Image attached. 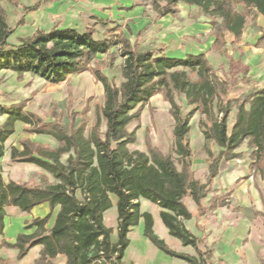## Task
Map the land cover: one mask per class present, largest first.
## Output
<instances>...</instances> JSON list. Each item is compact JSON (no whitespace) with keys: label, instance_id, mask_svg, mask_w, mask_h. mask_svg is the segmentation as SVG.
Segmentation results:
<instances>
[{"label":"trees","instance_id":"1","mask_svg":"<svg viewBox=\"0 0 264 264\" xmlns=\"http://www.w3.org/2000/svg\"><path fill=\"white\" fill-rule=\"evenodd\" d=\"M61 0H39L25 7L23 18L43 5ZM145 1V0H144ZM157 14L156 21L178 17L179 5L197 7L204 16L221 19L219 30L213 28L215 41L212 48L222 51L225 36L239 45L248 19L255 12L264 18V0H147ZM14 6L19 0H9ZM243 8V12L237 10ZM123 10L129 11V8ZM95 24L85 31L76 28L53 27L38 29L30 37L20 39L18 45L8 43L14 29L10 28L0 7V72L9 71L18 77L30 74L51 84L64 83L71 76L90 71L104 87V105L96 104L95 122L87 129V111L72 114L67 125L35 122L25 112V103L0 104V116L6 121L0 126V235L6 228V209L17 208L30 213L34 208L48 204L49 214L34 219L26 229L36 228L32 234H20L14 244L3 239L2 245L18 251V259L41 247L34 264H53L58 256L67 258L66 264H122L131 241L129 234L143 219V235L159 251L188 264H214L213 249L204 245V238L196 236L185 225L200 219L210 208L204 200L220 174L222 163L242 157L238 152L245 141L253 152V168L264 179V86L245 76L241 79L251 88L244 94L232 91L227 81L218 78L206 54H187L184 57L166 55L164 47L141 45L150 24L138 31L132 42L130 26L127 33L116 23L94 17ZM19 26L25 25L23 19ZM98 24L104 36L97 39ZM111 24H115L111 26ZM214 26L217 23H212ZM129 33V34H128ZM264 47V34L256 44ZM119 48V53L113 52ZM106 55L104 64L98 56ZM123 58L121 68L124 82L118 87L103 72L112 67L118 57ZM188 72L196 76L192 79ZM164 92L171 105L175 121L173 154H163L146 141L147 152L133 151L138 128L129 131L133 122H140L143 110L157 94ZM174 94L184 96L193 109L184 114ZM235 110L234 122L229 118ZM202 116L200 130L205 139L204 151L208 156L206 182L197 180L192 169L194 154L190 144L191 120ZM32 126L35 134L52 137L59 147L51 150L42 145L23 141V150H11V159L35 165L51 174L57 183L41 187L25 182H5L2 160L5 143L16 132L17 123ZM103 123L106 131L101 132ZM217 148L215 151L214 148ZM69 154L67 164L61 159ZM116 199L118 240L113 242V230L105 224V214L113 208ZM195 205L194 214L185 199ZM140 200L159 207L160 218L171 237L181 241L183 247H192L197 256L173 250L154 231V218L141 212ZM238 211L253 212L239 208ZM51 220L54 224L47 228ZM264 264V260H260ZM132 264V263H131Z\"/></svg>","mask_w":264,"mask_h":264},{"label":"rangeland","instance_id":"2","mask_svg":"<svg viewBox=\"0 0 264 264\" xmlns=\"http://www.w3.org/2000/svg\"><path fill=\"white\" fill-rule=\"evenodd\" d=\"M38 1L19 0L20 5L14 6L9 3V0H0V7H2L6 15L7 23L10 28L14 29L13 34L8 39V43L11 45H18L20 39L32 36L38 29L49 31L55 26H59L60 28L71 26L77 30H84L87 25L95 24L94 17H96V14L99 17L105 14L106 16L109 15L107 21L116 23V25L125 27L131 25L133 35H129V37L132 42L135 40L136 33L149 22L148 24L151 27L145 32L141 45L155 44L157 47H164L165 53L168 56L183 57L188 53H196V51L203 50L210 64L217 72L218 78L231 84L232 91L238 94H244L251 88L241 80L245 74L252 81L264 86V47L257 48L256 46L264 34V18L255 12L248 19V24L240 44L233 45L231 43V35L227 33L225 36V46L220 52L207 47L208 43L212 40L215 41V37L212 34L213 28L217 29V33L221 32L219 30L221 19H212L204 16L197 7L180 4L178 17L166 16L156 21L157 14L151 7V1L134 0L138 6L144 7V14L140 15L131 12L129 16H132L133 19L125 22V19L122 18L124 15L123 9L117 8L116 4H113L115 7L109 13L101 10V6H98L100 5V0H61L43 5L39 10L29 12L23 18L24 8L31 7ZM120 4L118 0L117 5ZM237 10L243 12L242 7H238ZM106 16L103 17L107 19ZM21 19L25 22L23 26L18 25ZM213 22L217 23V25L214 26ZM96 25L98 28L96 38L102 39L105 29L98 24ZM113 25L115 24H111V26ZM207 29L210 30L205 31ZM112 51L120 55L119 48H114ZM97 59L104 64L110 61L106 55H100ZM122 65L123 58L119 56L112 67H106L103 70L106 76L118 87L124 82L121 74ZM188 74L192 79H196V76L190 72ZM174 98L184 114H188L193 109L192 106L187 104L184 96L174 94ZM104 100V87L90 71L71 76L66 82L60 84H51L30 74L18 77L15 73L9 71L0 72V104L13 105L25 103V112L35 117L36 124L41 121L43 123L67 125L71 120L72 114H82L87 111L89 119L87 129H91L95 122V105L99 104L103 106ZM234 117L235 110L230 115L229 127L234 122ZM201 120L202 116L199 113L192 118L189 137L194 154L192 166L194 176L197 180L206 182L208 156L204 151L205 139L200 130ZM5 121L6 117L0 116V126ZM174 126L175 121L171 113V105L166 101L164 92L162 91L145 106L140 122H133L129 126V131L138 128L137 142L129 146L130 151L139 150L147 152L146 141L149 139L153 146L158 148L163 154H173ZM31 129V125L20 122L16 124V132L5 143V157L1 162L2 176L5 182H25L47 187L57 183L51 174L35 165L14 162L11 159L12 148L15 147L20 151L23 150V141L42 145L51 150L59 147V143L52 137L35 134ZM105 131L106 123H103L101 132L104 133ZM214 150L216 151L217 148L215 147ZM238 152L242 153L241 158L230 161L228 164H225V162L222 164L223 180L226 181L228 177L229 179H233L231 186L228 188L229 192H223L220 200L216 198L214 202H211L213 200L207 202L208 205L212 204L211 207L208 206L211 210H209L204 220L201 219L203 222L201 228L196 227L193 221L186 222V225L200 238L205 237L204 245H199L202 251H205L206 247L216 251L218 240L215 243L213 241L219 239L225 232L239 235L235 241H231V244L237 243L241 245L240 250H237L236 254H239L241 258L240 263L248 264L246 260L247 248L250 247L252 252L256 254L258 252L262 255L264 254V215L255 217L254 222L256 223H250L246 218L254 215V212L238 211L239 208L237 206L240 207L239 203H242V195L253 199V195H257V190L264 189V181L254 172V162L252 163L254 150L250 147L249 142L245 141ZM68 156L69 154L63 155L61 161L64 164H67ZM173 157L176 158L174 154ZM251 176H254V178L251 179ZM247 181H250L248 187L246 186ZM213 193L214 191L211 189L209 197H214ZM112 199L114 202L116 201L114 197ZM185 201L190 210L194 212L195 206L191 200L187 198ZM140 203L141 212L153 213L156 210V207L148 201L140 200ZM258 207L262 209L260 204ZM11 213H13V210H11ZM19 213L22 212L19 211ZM24 215V223H31L34 220L29 213ZM156 218L159 217L156 216ZM20 219V216L9 218L8 224L10 226L7 230V238L11 239L15 237V242L17 237L22 234L21 230L23 226L20 224ZM143 223L144 221L141 219L140 224ZM105 224L108 228L117 232L118 218L115 209L105 214ZM138 226L134 227L131 231V245L126 251L122 264H147L146 261L140 259L141 252L147 257L148 264L185 263L157 250L143 236V233H140ZM156 232H158V229ZM211 233L212 236H210ZM3 239L5 238L0 237V264H34L39 258L35 259V255L38 253L32 252L29 257L19 260L18 251L3 246ZM225 241L224 238L222 243L218 245L222 251ZM166 243L177 252L197 256L194 248L183 247L177 239L166 241ZM151 249H155L154 252ZM235 262L238 261L230 258L228 264H235ZM56 263L59 264V261ZM213 263L227 264L226 260L218 257L215 252Z\"/></svg>","mask_w":264,"mask_h":264},{"label":"crops","instance_id":"3","mask_svg":"<svg viewBox=\"0 0 264 264\" xmlns=\"http://www.w3.org/2000/svg\"><path fill=\"white\" fill-rule=\"evenodd\" d=\"M117 2H118V0H100V5H98V6H101V10H104L105 12H109V13H111L112 12V9L116 6L117 8H120L121 10L122 9H124V8H129L130 10L129 11H126V10H123L122 12L124 13V15H123V19H125V22L126 21H128V20H131V19H133V17L132 16H129V14L131 13V12H135V14H144V7H142V6H138L137 5V3H136V1H134V0H119V2L121 3L120 5H117ZM113 4H116L115 6H113ZM103 13V12H102ZM96 17H98V19H104V20H108V16H106L105 14H102V17H99L97 14L95 15ZM103 16H106L107 17V19L105 18V17H103ZM112 16V15H111ZM149 22H147L141 29H143V28H145L147 25H149L148 24ZM130 25V24H129ZM120 26H122V25H120ZM131 26V25H130ZM67 27H70V28H73V27H71V26H64V27H61V28H67ZM86 29V28H85ZM85 29L84 30H79V31H85ZM122 29L127 33V30H126V27L125 26H122ZM140 29V30H141ZM139 30V31H140ZM208 30H210V29H207V30H205V31H208ZM213 43H214V40H212L210 43H208V47L207 48H212V45H213ZM201 52V53H200ZM202 53H204L205 54V52L203 51V50H201V51H196V53H188V54H202ZM187 55V54H186ZM184 57V56H183ZM254 162V160L252 161V163ZM229 162H225V164H228ZM222 164H224V163H222ZM222 165H221V168H220V174H219V176L214 180V182H213V185H212V190L214 191V193H213V195H215V196H218V197H207L205 200H204V203H205V205L208 207V206H210L211 207V205L212 204H209L208 205V201H210V200H213V201H211V202H214V201H216V198H217V200H220V196H221V194L223 193V192H229V186H231V184H232V180L233 179H229V177H228V179L227 180H229V181H224L223 180V176H222ZM254 172H255V170H254ZM255 173H257V175L259 176V177H261V175L258 173V172H255ZM254 178V176H251V179H253ZM261 179L264 181V179L261 177ZM228 182H230V183H228ZM250 181H247V183H246V186L248 187L249 186V183ZM256 194L257 195H253V199H250L249 197L247 198L246 196H244V195H242L241 196V198H242V203H239V206L240 207H238L237 206V208H248V209H252L253 210V214L254 215H252V216H250L249 218L247 217L246 218V220L247 221H249L250 223H252V222H254L255 221V217H258V216H260V215H264V189H260V190H257L256 191ZM210 195V194H209ZM187 199V198H186ZM185 201V200H184ZM192 202V201H191ZM185 203H186V201H185ZM193 203V202H192ZM260 204V206L262 207V209H260V207H258V205ZM193 205H194V203H193ZM233 205V204H232ZM155 206V205H154ZM195 206V205H194ZM156 207V210L153 212V213H151L152 214V216H153V218H154V231H155V233H157L158 235H159V237H161V238H163L164 239V241L166 242H168L169 240H173V239H176V238H173V237H171L170 236V234H169V231H168V229L164 226V224L162 223V221H161V218H160V211H161V209L159 208V207H157V206H155ZM216 207V206H215ZM213 208H214V206H213ZM112 209H115L116 210V201L114 202L113 201V208ZM111 209V210H112ZM11 210H13V213H11ZM210 210H211V208H210ZM110 211V210H109ZM213 211H215V210H213ZM6 212H7V217H6V228H5V231H4V236H2V235H0V237H4L6 240H7V242H9L10 244H14L15 243V237H13V238H11V239H8L7 238V230H8V228H9V218L10 217H18V216H20L21 217V225L23 226V228H22V232L21 233H26V234H32L35 230H36V228H32V229H26V227L30 224V222L29 223H24V214H26V213H24V212H22V213H19V210L17 209V208H14V207H9V208H7L6 209ZM21 212V211H20ZM49 212H50V208H49V205L48 204H43V205H41V206H38V207H36V208H34L29 214L33 217V219H37V218H44V217H46L48 214H49ZM193 212V211H192ZM195 212V213H194ZM193 213L194 214H196L197 213V211H196V207H195V211H194ZM242 212V211H241ZM116 213H117V211H116ZM208 214V213H207ZM156 216H158L159 218H156ZM207 216V215H206ZM206 216H204V217H201L200 219H192L191 221H193L194 222V225L196 226V227H198V228H201L202 227V225H203V222L201 221V219L202 220H204V218L206 217ZM190 222V221H189ZM254 223H256V222H254ZM53 224H54V220H51L50 221V223L48 224V226H47V228H51L52 226H53ZM185 225H186V223H185ZM158 227V228H157ZM186 227L188 228V229H190L191 230V228H189L187 225H186ZM138 228H139V231H140V233H143V231H144V223L143 224H140L139 223V226H138ZM158 229V232H156V230ZM211 230V229H210ZM192 231V230H191ZM132 233V232H131ZM131 233L129 234V239H130V236H131ZM194 233V232H193ZM196 235V234H195ZM144 236V235H143ZM197 236V235H196ZM210 236H212V233L210 234ZM199 237V236H198ZM237 237H239V235H236L235 233H224L223 235H221L220 237H219V239H213L214 241H213V243H215L217 240V246H216V251H214L213 250V257H214V252H215V254L218 256V257H221V258H224L225 260H226V263L228 264V262H229V259L230 258H233L234 260H237L238 262H235V264H242V263H240L241 262V258H240V256H239V254H236V252H237V250H240V247H241V245H238L237 243L236 244H231V241H235V239L237 238ZM204 238V240H205V237H203ZM225 238V240L227 241H225L224 243V248H223V251L222 250H220V248H219V244L220 243H222V240ZM112 239H113V242L115 243V242H117V240H118V230H117V232H114L113 231V234H112ZM145 239V238H144ZM147 239V238H146ZM148 240V239H147ZM178 240V239H177ZM131 241V240H130ZM149 241V240H148ZM147 241V242H148ZM178 241H180V240H178ZM150 242V241H149ZM151 243V242H150ZM180 243H181V241H180ZM149 244V243H148ZM152 244V243H151ZM182 244V243H181ZM131 245V244H130ZM153 245V244H152ZM183 246V245H182ZM130 247V246H129ZM146 247L148 248V245L146 244ZM156 248V247H155ZM157 249V248H156ZM152 250V252H154V250L155 249H151ZM158 250V249H157ZM40 251H41V247L40 246H37V247H35V248H33L30 252H29V254L26 256V257H29L30 255H31V253L32 252H37L38 254L37 255H35V259L36 258H38L39 257V254H40ZM157 252V251H156ZM239 252V251H238ZM25 257V258H26ZM140 259H142L143 261H146V263L148 264V261H147V257L143 254V252H141V254H140ZM261 259H263L264 260V254L262 255L261 253H259L258 252V254H256L255 252H252V250L250 249V247L249 248H247V250H246V260H247V262H248V264H261V262H260V260ZM59 261V264H66V262H67V258L65 257V256H63V255H60V256H58L55 260H53V264H57L56 262H58ZM166 263H167V261H166ZM167 264H188V263H172V262H169V263H167Z\"/></svg>","mask_w":264,"mask_h":264}]
</instances>
